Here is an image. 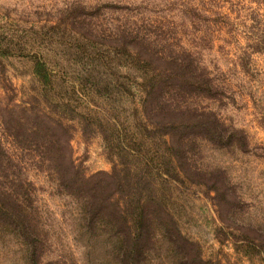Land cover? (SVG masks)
I'll list each match as a JSON object with an SVG mask.
<instances>
[{
	"label": "trees",
	"instance_id": "16d2710c",
	"mask_svg": "<svg viewBox=\"0 0 264 264\" xmlns=\"http://www.w3.org/2000/svg\"><path fill=\"white\" fill-rule=\"evenodd\" d=\"M257 2V31L251 40L260 52L264 0ZM229 3L238 0L83 3L78 32L85 44L103 48L89 64L91 92L114 109L111 112L105 107L106 113L80 114L72 98L56 92L55 73L43 60H36L33 68L40 90L18 101L0 60L3 251L16 245L12 252L21 264H78L72 253L46 258L52 253L51 233L37 185L28 175L33 169L67 199L74 240L87 264H217L182 231L177 210L179 198L194 189L213 200L219 216L242 207L229 190L225 171L203 163L207 144L244 150L247 143L241 130L230 129L205 103L226 93L202 51L234 28L224 10ZM105 11L124 16L113 19L111 27L96 23L94 18ZM249 15L254 17V11ZM8 51L0 49V57ZM76 118L86 136L95 131L102 135L111 171L88 175L74 158L70 121ZM239 228L245 244L264 251V234L257 232L256 244L248 234L253 228Z\"/></svg>",
	"mask_w": 264,
	"mask_h": 264
},
{
	"label": "rangeland",
	"instance_id": "374dc122",
	"mask_svg": "<svg viewBox=\"0 0 264 264\" xmlns=\"http://www.w3.org/2000/svg\"><path fill=\"white\" fill-rule=\"evenodd\" d=\"M100 1L104 0H0V49L9 50L0 60L18 93V101L28 100L40 90L33 68L36 60H43L55 73L56 92L72 98L80 114L96 115L101 110L106 113L105 107L108 112L114 111L90 87L89 64L103 48L85 44L78 32L83 3ZM238 3L224 7L235 24L232 31L202 51L204 62L218 81L224 82L226 91L222 99L205 103L218 112L230 129L241 130L247 143L244 150L207 144L203 163L225 171L229 190L239 197L242 207L235 214L223 211L219 216L213 200L194 189L187 198H179L177 217L182 231L199 243L206 259L217 264H264L263 248L245 244V233L237 229L253 228L248 234L256 239V244L257 232L264 234V51H255V42L251 40L257 31L259 4L257 0ZM250 11H254V17L249 15ZM123 16L120 12L105 11L94 21L111 27L113 19ZM0 92L4 93L3 88ZM70 123L74 128L73 156L87 174L111 171L113 163L102 135L95 131L86 136L79 118ZM28 175L37 185L38 203L51 233L52 253L46 258L72 253L78 264H87L82 247L74 240L67 199L56 193L43 173L31 169ZM2 246L5 244L0 243V264H21L19 255L12 252L16 245L7 244L9 249L4 251Z\"/></svg>",
	"mask_w": 264,
	"mask_h": 264
}]
</instances>
